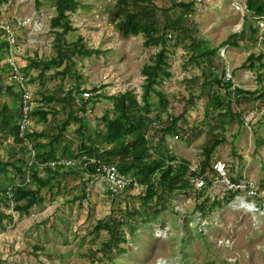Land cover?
<instances>
[{"label":"rangeland","instance_id":"obj_1","mask_svg":"<svg viewBox=\"0 0 264 264\" xmlns=\"http://www.w3.org/2000/svg\"><path fill=\"white\" fill-rule=\"evenodd\" d=\"M39 1L37 5L35 0H7L0 5V27L6 30V38L11 41L18 67L26 65L28 58L34 56L48 60L55 55L50 32V19L55 15L53 2ZM77 1L76 11L68 14L75 31L69 32L66 40L73 42L81 35L87 48L100 52L88 57L72 56L70 73L64 78L55 73L63 68L61 66L46 71L44 86L38 78L30 82L33 108L45 104L40 99L41 92L63 97L77 82L90 96L93 86H100L97 93L103 95L131 90L138 99L142 92L144 76L141 69L150 63L157 49L144 46L142 34L124 37L114 29L108 21V13L115 0ZM177 1H193L194 11L184 14L196 26L195 38L206 41L211 48L218 47L231 33L240 31L245 16H248L245 0ZM154 2L169 9L170 13H177V9L170 6V0ZM252 23L257 26L254 35L248 34L237 47H221L219 57L213 58V64L224 65L225 79L248 90L256 88L257 72L241 69L240 64L251 52L264 53V17L253 19ZM182 44L173 45L170 41L167 61L172 75L158 89L168 101L166 112L162 113L163 120H169V115H182L175 128L179 134H168L165 146L169 153L178 159H186L190 168L195 169L202 158L201 146L209 138L206 109L212 111V115L219 108H215L213 100L207 99L209 95L201 86L204 79L201 74L209 62H201L199 67L190 64V52ZM186 44L190 41L186 40ZM5 61L6 56L0 58V106L13 103L11 95L4 89L13 84ZM213 71L220 75L219 68ZM37 72L31 70L29 74L36 75ZM14 89L18 92L16 86ZM209 91L214 95L217 92L220 97L230 92L225 103L230 101L232 111L241 112L240 119L212 122L216 131L224 127L221 131L224 142L212 153L211 166L215 169L216 163H224L226 176H216L208 187L202 179H191L190 189L169 197L165 202L166 209L153 216L152 210L141 204L139 189L114 195L107 190V184L100 176L92 177L79 166L75 167L77 174L63 172L52 180L58 181V185L51 191L43 187V202L32 206L28 213L19 214L11 203L9 206L0 203V211L12 217L0 220V264H264V102L250 98L236 104L238 94L216 84ZM93 99L96 103L87 106L84 114L87 124L82 133L97 142L96 132L104 125L101 116L106 111L112 115V104L107 99ZM49 107L51 113L44 120H33L31 129L56 131L68 109L57 100ZM72 109L75 111L76 105ZM78 127L79 124L71 122L64 132L74 147L80 142ZM17 148L12 137L0 135V159L12 160ZM8 171L14 173L10 167ZM38 172L41 177H46L42 166L38 167ZM230 177L239 179L238 194L230 202L210 210L206 197L222 199L235 190L230 188ZM240 200L252 203L255 211L242 209ZM160 205L157 207L161 208ZM121 217L125 223L118 231L122 232L124 240L119 245L124 251L114 248L111 258H107L109 252L100 251L107 233L94 231V227L99 220Z\"/></svg>","mask_w":264,"mask_h":264},{"label":"trees","instance_id":"obj_2","mask_svg":"<svg viewBox=\"0 0 264 264\" xmlns=\"http://www.w3.org/2000/svg\"><path fill=\"white\" fill-rule=\"evenodd\" d=\"M6 1L0 0V5ZM154 1L115 0L108 13L109 23L122 36L142 34L145 38L144 46L157 49L150 63L145 64L141 69L144 82L141 85L142 92L138 99L131 90L115 95L97 93L100 86H93L89 91L92 95L84 98L82 93L85 91L81 89L79 82L70 87L63 97H54L44 92L40 93L38 90L40 99L45 104L39 108L32 107L28 130L23 136H20L18 129L20 106L16 104L19 102L20 94L14 92L15 89L12 84L4 87L6 94L11 95L13 103L12 105L3 103L0 106V135L4 138L12 137L18 150L13 153L12 160L0 159V195H4L0 196V203L4 202L7 206L11 203L12 208L19 214L28 213L32 206L43 202L44 195L41 192L43 187L51 191L54 185H58V181L54 183L52 180L61 176V173L77 174L75 167L79 166L88 175L98 177L95 168L98 164H105L115 166L121 175L139 185L138 197L141 204L145 208L151 209L152 215L155 216L166 209L165 202L169 197L192 187L191 179H202L205 187H208L216 176L220 177L212 168L211 160L216 147L224 142L222 133L224 127L221 126L222 132L216 131L212 122L217 124L216 120L226 123L240 119L241 112L232 111L230 101L225 103L226 96L231 95L230 92L220 97L217 92L214 95L209 89L213 84H216L219 87L234 91L238 94L235 98L236 104L249 101L250 98L262 99L264 102V53L251 52L239 67L257 72L255 77L257 86L254 90L234 86L230 79H225L224 65L220 62L213 64V58L219 57L221 47L226 45L237 47L239 46L238 42L245 41L249 36L248 34L254 35L256 33L257 26L253 25L252 20H260L264 17V0H245L248 16H245L246 19L242 28L240 31L228 35L218 47L214 48L208 47L206 41L195 38L196 26L184 14L194 11L193 1L170 0V6L177 9L175 14L170 13L167 8L157 6ZM35 2L37 5L40 3L39 0H35ZM52 2L55 15L50 19V32L52 34L51 46L55 55L48 60L34 56L28 58L26 65H19L20 71L28 77L29 83L38 78L41 80V86L45 85L44 78L47 70L63 66L60 71L55 73L64 78L70 73L72 56L88 57L100 52L97 49L87 48L81 35H78L73 42L66 40V35L75 31L69 22L68 14L76 11L78 1L52 0ZM249 17L252 19L249 20ZM6 36V30L0 27V58L6 56L7 59L10 55L11 45ZM186 40L190 41L189 45L186 44ZM170 41H173V45L183 43L184 49L190 52L188 58L190 64L199 67L201 62H209L206 70L202 71L201 75L204 76V79L201 86L202 90H206L205 92L209 95L207 99L213 100L215 108H219V111L212 115V111L206 109L205 115L209 116L207 120L209 138L201 146L202 158L195 169L190 168V163L186 159H178L169 153L165 146V137L168 134L176 136L179 134L175 128L179 117L182 116L169 115V120L166 121L162 118V113L166 112L168 101L158 87L172 75L167 61ZM4 64L8 71L7 61ZM28 68L37 70V74H29L31 70ZM215 68L220 69L219 76L214 74ZM70 76L78 78L76 74ZM1 89L0 85V91ZM93 98L107 99L112 104V115L110 116L106 111L101 116L104 125L103 129L96 132V137L99 139L97 142L92 137H86L82 133V129L87 124V119L84 117L87 106L89 103H96ZM54 100L59 101L63 108L68 109L65 119L56 127V131L31 129L33 120L35 122L40 119L44 120L51 113L49 105ZM74 105H76L75 111L72 109ZM222 109L224 111L220 112ZM77 113L81 116L76 115ZM71 122L79 124L77 132L80 142L75 147L73 141L64 136V132ZM157 124H161V127L157 128ZM262 141L264 145V140ZM32 151L33 155H31ZM63 159L73 160L75 163L69 166L56 164L55 167L46 164L48 160ZM40 166L46 173V177L39 175L38 167ZM9 167L13 169L14 173L8 171ZM64 169L67 170L64 171ZM230 181L237 183L239 179L230 177ZM130 189H132L131 183L123 187L118 194L122 191L128 192ZM107 190L114 195L116 194L108 188ZM238 192L239 189L229 191L222 199L210 200L209 197H206V201H209L208 208L212 210L216 206L230 202ZM83 197L84 194L80 196V198ZM160 203L161 208L157 207ZM202 207L203 205L200 206L201 209ZM2 217L12 219L10 214L0 211V220ZM124 223L125 220L122 217L121 219L111 218L108 221H97L94 227V231L104 230L107 233L108 237L101 242L102 247L100 248V251L107 250L109 252L106 255L107 258H111L114 248L119 252L124 251L123 247L119 245L124 240L122 232L120 234L118 231V227Z\"/></svg>","mask_w":264,"mask_h":264},{"label":"built area","instance_id":"obj_3","mask_svg":"<svg viewBox=\"0 0 264 264\" xmlns=\"http://www.w3.org/2000/svg\"><path fill=\"white\" fill-rule=\"evenodd\" d=\"M9 44L11 45V47H10V55L9 57H7V64L9 67L8 75L10 81L14 84V86H16L18 93L20 94V99H19L20 115H19L18 129H19V135L23 136L29 127L30 111L33 106V96H32L33 90L28 81V77L20 71L17 65L16 58L13 56V54H11L13 48L10 40H9ZM82 96L84 98H87L89 96V93L83 92ZM31 155H33V151L31 152ZM74 163L75 162L73 160H67V159L54 160V161L48 160L46 162V164L51 167H55L56 164L69 166V165H73ZM223 164L218 162L214 165L216 172L219 174L221 178L222 176L224 177L227 175V172H225L226 171L225 165ZM95 171L97 173V176H100L106 182L107 188L112 190V192L116 194L120 192V190L123 187L129 185L130 183L132 184V189H138L139 187V185L136 182L131 181L130 179L121 175L115 166L98 164L97 167L95 168ZM229 182L231 183L230 185L231 189L240 188L238 184L239 182L237 183H233L231 181ZM250 193L254 195V191L252 189H250Z\"/></svg>","mask_w":264,"mask_h":264},{"label":"bare ground","instance_id":"obj_4","mask_svg":"<svg viewBox=\"0 0 264 264\" xmlns=\"http://www.w3.org/2000/svg\"><path fill=\"white\" fill-rule=\"evenodd\" d=\"M239 205H240V207H242V209L245 208L249 212H253L254 211V207L252 206V204L246 203L244 200H240ZM159 264H163V262H160Z\"/></svg>","mask_w":264,"mask_h":264},{"label":"crops","instance_id":"obj_5","mask_svg":"<svg viewBox=\"0 0 264 264\" xmlns=\"http://www.w3.org/2000/svg\"><path fill=\"white\" fill-rule=\"evenodd\" d=\"M13 85V84H12ZM250 204H252V203H250ZM252 206L254 207V205L252 204ZM254 211H255V207H254Z\"/></svg>","mask_w":264,"mask_h":264}]
</instances>
